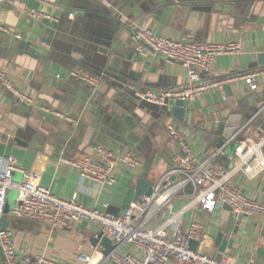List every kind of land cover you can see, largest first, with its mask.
I'll list each match as a JSON object with an SVG mask.
<instances>
[{
    "label": "crops",
    "instance_id": "1",
    "mask_svg": "<svg viewBox=\"0 0 264 264\" xmlns=\"http://www.w3.org/2000/svg\"><path fill=\"white\" fill-rule=\"evenodd\" d=\"M32 8L52 13L56 21H34L29 15ZM131 21L169 38L239 42L237 54L219 56L203 72L207 79L224 80L225 99L214 87L193 101L175 100L163 106L141 99L139 95L146 90L179 86L185 70L153 52L140 54L128 25ZM0 23L20 35L15 38L0 30V67L17 88L34 98L33 104L20 102L0 83V163L12 160L35 175L39 184L50 186L57 197L76 195L87 208L120 215L133 200L139 176L156 181L171 168L177 145L165 133L166 125L182 131L190 152L202 160L222 140V119L234 113L249 115L264 101V75L254 91L237 77L264 66L258 63V56L264 54V0H12L0 5ZM94 42L105 53L93 51ZM88 57L94 62L87 61ZM76 68L98 75L97 86L71 78L68 73ZM51 110L76 122L55 117ZM257 128L243 140L259 139ZM239 142L238 137L233 139L229 150L216 156L214 163L230 167L228 157ZM95 146L116 153L130 151L139 165L135 169L118 166L112 186L82 179L63 160ZM12 179L19 181L21 173L13 171ZM230 182L264 201V172L252 178L238 173ZM11 192L15 193L10 190L7 195ZM186 201L183 195L175 197L165 217ZM227 214L223 205L212 211L194 207L181 216L180 225L185 229L191 221L198 222L203 249L214 255L211 235L223 228ZM7 218L16 250L78 263L80 253L96 250L99 255L94 264H114L102 254L100 245H91L90 238L99 231L93 222L81 219L70 228L50 231L43 222L14 217L10 210ZM232 236V247L224 255L235 264H264V215L244 218ZM169 264L181 263L172 260Z\"/></svg>",
    "mask_w": 264,
    "mask_h": 264
},
{
    "label": "built area",
    "instance_id": "2",
    "mask_svg": "<svg viewBox=\"0 0 264 264\" xmlns=\"http://www.w3.org/2000/svg\"><path fill=\"white\" fill-rule=\"evenodd\" d=\"M10 3L12 0H0V5ZM29 15L34 21H56L52 13L35 8L29 10ZM128 25L133 30L135 40L142 41L153 53L177 62L185 70V80L179 86L159 91L146 90L139 95L141 99L158 106L175 100L193 101L210 87L216 88L220 97L225 99L222 87L224 80L207 79L203 72L208 71L219 56L237 54L240 51L239 42L169 38L154 32L149 26L133 21ZM0 30L12 33L15 38L20 37L19 33L12 32L1 23ZM137 50L142 55L148 53L140 44ZM68 75L90 87L97 86L99 82V76L84 68L73 69ZM261 75H264V66L242 72L237 77L244 81L250 91H254ZM0 83L18 101L33 104L34 98L17 88L2 67ZM50 113L68 122H76L73 117L61 112L51 110ZM164 131L177 145L171 168L154 181L149 196L142 195L138 200H131L120 215H112L97 207L87 208L78 201L76 195L70 199L59 198L52 193L50 186L39 184L30 171L7 159L0 163V216L8 191L13 190L15 197L10 214L43 222L50 231L70 228L81 219L97 224L99 231L116 246L107 256L114 264H169L172 260L181 264H235L227 255L223 254L217 260L214 255L204 251L200 238L202 226L191 221L183 229L180 218L194 207L212 211L218 205H228L233 215L241 214L243 219L264 215V201L245 194L230 182L238 173L252 178L264 172V135L257 140L240 141L232 151L235 156L232 166L225 168L214 163V158L224 153L222 148L197 160L190 152L182 131L173 124L166 125ZM63 161L74 168L80 178L102 186L115 184L114 173L118 166L135 169L139 165L138 159L130 151L116 153L103 146H95L88 153ZM15 170L21 173L19 181L12 179ZM178 195L185 196L187 201L178 211L165 217V212L171 211ZM192 240L198 241L195 249L191 248ZM122 246H131L132 249L121 250ZM98 255L96 250L90 254L80 253V263L69 260L58 262L43 254L29 255L14 248V232L11 229L0 227V264H94Z\"/></svg>",
    "mask_w": 264,
    "mask_h": 264
},
{
    "label": "water",
    "instance_id": "3",
    "mask_svg": "<svg viewBox=\"0 0 264 264\" xmlns=\"http://www.w3.org/2000/svg\"><path fill=\"white\" fill-rule=\"evenodd\" d=\"M136 42L137 44L143 45L148 52H153L152 49L148 45L144 44L142 41L136 40ZM93 44H94V47H92L93 51L96 52L99 51L105 53L104 48L100 47L99 43L94 42ZM263 58H264V54L261 53L258 56V63L260 64L264 63ZM87 61H90V63L94 62L90 57L87 58ZM97 63H98V67H102L100 62ZM89 69L94 70L96 68H89ZM94 71H98V70H94ZM221 122L222 125L220 127V130H221L222 140L219 143L218 148H222L224 152L226 151V148L229 150L230 148L229 144L232 142L233 139L236 140L238 137V141H241L243 140L242 137L245 136L250 137L248 132L252 130L254 127H258L257 134L264 135V101L260 104V106L256 110L249 113V115L246 113H234L228 115L225 119H222ZM231 157L232 159L230 160V164H231L230 167L232 166L233 161L235 160V156L231 155ZM153 185H154V181L147 179L146 175L139 176L136 180V184L134 187L133 200H138L139 196L142 195L149 196L152 192ZM14 197H15V193L12 192L9 193L6 197L4 211L0 216V227L2 229L9 228L10 221L7 218V211L10 210L14 201ZM223 208L228 212L224 220V226L222 229L218 230L216 233L211 235V239H212L211 246L214 248L215 251L214 257L217 260H219L222 257L223 253H225L228 249H231L234 241L232 235H237L240 229V225L242 224L243 221V216L241 214H238L236 216L233 215L230 212V207L228 205H223ZM90 242L92 246L100 245L103 248L102 254L105 257L109 256L116 249V246L113 245L110 242V240L102 234L101 231H98L95 235H93L90 238ZM197 244L198 241L192 240L191 248L195 249Z\"/></svg>",
    "mask_w": 264,
    "mask_h": 264
}]
</instances>
